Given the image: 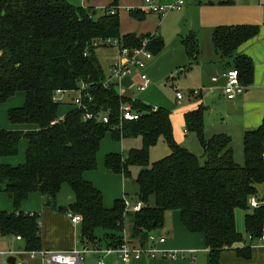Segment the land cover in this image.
<instances>
[{
    "label": "trees",
    "instance_id": "16d2710c",
    "mask_svg": "<svg viewBox=\"0 0 264 264\" xmlns=\"http://www.w3.org/2000/svg\"><path fill=\"white\" fill-rule=\"evenodd\" d=\"M116 3L114 0L113 7ZM111 7L97 15L92 7H78L67 0H0V103L23 92L24 104L9 108L8 120L37 127L0 128V158L17 155L20 140H27L23 163H0V190L13 206L11 212H0V236H20L26 250L41 248L39 213L21 210L31 193H40L48 201L47 207L81 216L82 246L95 243L101 247L104 240V248L115 249L123 244L126 233L130 246L147 247L148 235L163 227L165 214L177 210L186 231L203 235L207 264H220L221 252L229 249L250 259L251 243L235 247L244 242L236 228L235 210H244L245 232L251 239L259 238L264 230V205L253 208L249 200H264L259 198L264 187V118L258 127L244 132L242 164L233 156L229 136L205 138L201 107L184 114V125L197 135L204 150L202 161L180 146L173 137L168 110L120 94L118 83L107 80L94 54L98 41L105 38L133 48L148 37L152 55L164 46L156 33L121 35L119 16L109 13ZM128 13L137 20L149 14L140 7L129 8ZM257 33L258 26L242 24L221 25L211 34L214 49L229 60L228 68L237 70L245 87L252 82L253 61L238 49ZM197 44L190 35L183 39L189 61L197 57ZM81 85L90 96L83 98L85 107L74 106V95L67 102L55 100L56 91L75 92ZM61 103L71 105L63 116L59 115ZM124 105L138 118H122ZM86 112L93 117L83 119ZM107 133L114 142L141 140L139 147L107 152L103 159L107 170L133 179V202L142 203L137 211L125 209L123 198L105 207L101 191L83 176L96 169ZM159 138L169 154L151 162L150 151ZM134 167L138 172L133 178ZM63 184L71 190L68 207L54 203Z\"/></svg>",
    "mask_w": 264,
    "mask_h": 264
},
{
    "label": "crops",
    "instance_id": "0c3cea01",
    "mask_svg": "<svg viewBox=\"0 0 264 264\" xmlns=\"http://www.w3.org/2000/svg\"><path fill=\"white\" fill-rule=\"evenodd\" d=\"M67 1L78 7H92L98 15L101 14L105 8L113 6L112 3L114 0ZM175 1L176 0H153V2L160 5H169L174 3ZM259 1L261 0H185L182 7L174 11L180 17H186V15L192 13L198 14V16L203 19V21H198V24L196 23L195 25V29L197 32L199 31V34L197 35H203L204 37H211L212 31L216 27L221 25L233 26L246 24L258 26L257 35L243 43L238 49L239 53L249 56L253 61V77L250 86H244L243 92L237 94L232 100L226 98L224 94V84L226 80L225 73L229 66V60L223 58L214 49L211 41L213 48L211 53L207 55L206 59H203L202 56L200 58V60L203 59L204 61H206V63H202V61L199 62L198 58L200 55L199 53L197 54L198 58L196 57V60L198 61L199 65L197 69L192 70H196L199 76L198 79L194 81V83L198 86L191 88L187 94L189 98H193L195 102H199L201 103V105H204V99H208L209 101L213 100L225 112L232 113V115H228V117H230L222 134L227 135L231 138L232 150L233 144L236 145L237 150L238 145L241 146L242 154V140L244 132L246 130L258 127L262 123V120L264 118V9L260 7ZM262 2H264V0H262ZM116 5V12L119 16L120 10L128 12V9L132 7L143 8L144 0H117ZM166 15V13L163 14V18L161 19L158 17L159 21L162 22V24L166 22L169 17V15ZM151 20L152 19L148 21H145V19L136 22L129 21L128 24H125L123 26L121 25L120 34L122 35L130 32L137 35L147 32L156 33L153 24L150 23ZM192 27L193 24L191 26V29ZM162 40L164 42V39ZM111 47L117 50V59L119 50L115 46ZM152 60L153 55L149 60H147L145 66L142 69H133V72L131 74L122 77L120 79L119 85L117 86L118 92L130 98H136L137 91L139 93L145 92L148 88L144 91H139L137 87L132 88L131 78L137 77L140 81L139 72L142 71L146 73V69H148V67L151 65ZM111 64L112 62L109 64L108 70L105 75H109ZM194 89L198 90V93L192 95L191 91ZM133 90H136V92H133ZM176 91H181L182 93L183 91L181 89H178L177 87L175 88V100L176 103L181 106L185 94L183 93V97L179 102L176 98ZM66 93L67 92H64L62 93V95ZM145 95L147 99H149V101L154 103V108H157V106L160 107V105L162 104L160 97L156 99L155 97L151 96L150 93H146ZM62 101L67 102L65 101V99H62ZM228 102L231 103L229 107L230 110L227 106ZM66 107L67 108L65 109H62V107H60V116H63L71 108L68 105ZM188 107L190 108L187 111H191L201 106L194 107L192 104H190L188 105ZM0 128L11 130H28L36 129L37 127L29 124L8 125L6 120L4 119V116L0 115ZM184 132L188 133V131L185 129V125ZM107 135L111 139L110 134L107 133ZM107 135L105 136V138L107 137ZM129 140L130 139H124L114 142L111 139L112 144L105 147L104 149H102L101 145L97 154V169L87 171L83 175L86 180L91 181L95 185V187H97L101 191L103 195V204L107 208L113 205L115 199L124 197L128 198L129 195L126 191L125 186H119L117 183H114L113 185L111 184L112 187H110V189L108 187L107 189L109 191V196L106 194L105 187H107L106 184H108L109 181L117 182L118 177H120L122 181L126 179L123 177V175L115 174L105 168L103 162L104 154L107 152L123 153L131 147H139L130 146L127 143ZM26 147L27 140L21 139L19 142V155L17 154L18 156L15 155L1 157L0 163L9 164L12 166L23 163L25 159ZM132 195H136V189L133 190ZM69 199H72V195L69 196ZM47 205L48 201H46L45 197L40 193H31L28 200L23 202L21 205V210H23L24 212L39 213L41 228V248L52 251H65L74 248H80L82 246V243L79 240L80 224L71 222L70 219H67L64 213L51 209L47 207ZM1 211L11 212L13 211V206L11 200L7 197V195L0 190V212ZM180 226L181 227L175 226V231L178 235L175 233V237L173 239L167 238L173 236L174 232L172 228H168L167 230L163 231V234H159L157 232L155 234L152 233L157 237L164 238L163 242L157 243L159 252L155 257H150L144 254L140 258L131 259L129 262H124L116 251H112L109 253L96 252L86 255L84 258V264H98L99 259L103 261V264H196L197 257H195L194 254L197 252L198 247H201L207 254V247L205 246L203 235L201 233H189L182 226L181 222ZM176 236H178L179 239H176ZM249 238L250 240H252L250 236ZM196 240H200L201 243L191 245L196 242ZM246 243L247 241L244 239V242L241 243L240 247H242L243 245H247ZM101 244L103 245L101 247H104L106 243L104 240H101ZM256 248V250L252 251V256L248 260H244L239 256H234L233 254H230L228 252L223 254L221 252L220 264H264V247H261L259 245V240L256 244ZM24 249L25 246L22 238L17 239V236L15 235L0 236V251L16 252L13 255H0V264H2V259L4 257H6V260L8 257H14L15 263L19 258L20 264H39L38 258H30L26 254L20 253V251ZM174 250H176L178 254L176 258H169L168 256L163 257L164 251L168 252ZM203 264H207V258L206 263L204 262Z\"/></svg>",
    "mask_w": 264,
    "mask_h": 264
},
{
    "label": "rangeland",
    "instance_id": "374dc122",
    "mask_svg": "<svg viewBox=\"0 0 264 264\" xmlns=\"http://www.w3.org/2000/svg\"><path fill=\"white\" fill-rule=\"evenodd\" d=\"M259 5L264 9V2H262V0L259 1ZM174 11L175 10L172 9L166 12V14L169 15V17L167 21L164 22L163 24L162 22L159 21V18L161 19L163 18V16L160 17L159 15L154 13H149L146 16V18H144L145 21L152 19L150 23L153 24L156 33L162 39H164L165 46L164 48L161 49L162 51L160 53L153 54L152 63L148 67V69H146V74L150 81L149 87H147L148 89L146 88L147 90L143 93H139L137 91L136 98H131V100L133 101L137 99L140 102L153 106L154 103L149 101V99H147L145 94L150 93V95L155 97L156 99L160 97V100L162 101L160 108H164L165 110H168L170 114V119L173 126V137L175 141L180 146L188 149L190 152L194 153L198 157H201L200 159L202 161L204 150L200 141L197 138V135L193 132H188V133L184 132V114L190 108L188 107V105L192 104L194 107L201 106L203 111V131L206 139H209L215 135L222 134L223 130H225L226 128V124L230 117V116L228 117V115H232V113L225 112L213 100L209 101L208 99H204L205 103L204 105H201V103L195 102L193 98L188 97L187 95L188 91L191 88L198 86L194 83V81L198 79L199 76L196 70H192V69H197L199 64L196 59L194 61H189L184 51L183 39L186 38V36L188 35L196 39L198 43L197 44L198 53L200 55L199 58L198 57L197 58L199 62L202 61V63H206V61H204L203 59L207 58V55L211 53L213 48L210 40L211 37L209 36L204 37L203 35H197L199 34L198 33L199 31L198 32L196 31L195 25L196 23L198 24V21L200 20L203 21V19L200 16H198V14L192 13L186 15V17H180ZM119 16H120V27L121 25L123 26L125 24H128L129 21H135V22L142 21L131 17L127 11L120 10ZM192 24L193 27L191 29ZM116 53L117 50L108 45L97 44V46L95 47L94 54L96 55L104 74H106L109 64L116 59ZM201 56L203 58L202 60H200ZM131 81H132L131 82L132 88L140 84V81L137 77L131 78ZM119 82L120 81H118V85ZM176 87L178 89H181L185 94L181 106L178 105L175 100ZM133 92H136V90H133ZM72 95H74V92L69 91L66 94L61 95V100L65 99V101H70L72 100ZM24 100H25L24 93L19 91L16 92L10 98H8L5 102L0 103V115L4 116V119L6 120L8 125H11L7 117L8 109L22 106L24 104ZM61 102L63 103V101ZM62 103L60 107H62V109L67 108L66 106L68 104L64 105ZM68 106L71 107V105ZM127 143L130 146H140L141 140L140 138H135V139L131 138ZM110 144H112V142L109 136L107 135V137L104 138L102 141L101 144L102 149H104L107 146H110ZM233 150H234L233 156L236 158L239 164H242L243 154H242L241 146L238 145V150H237L236 145L233 144ZM167 154H169V148L164 142V140L162 138H159L156 144L151 148L150 161L151 162L156 161L166 156ZM137 172H138V168L134 167L132 169L133 178L136 176ZM117 179H118L117 182L109 181L108 184H106L107 185V187H105L106 194L109 196V191L107 190L108 187L110 189V187H112L111 184L113 185L114 183H117L119 186H125L130 201L135 200L134 199L135 197L132 195L133 190L136 189L135 186L132 185L131 183L133 179L131 180L126 179L124 181H122L120 177H118ZM70 195H71L70 187L67 184H63L59 193L55 198L54 203L57 206L68 207V204L70 202L69 199ZM261 197L262 199H264V187L260 191L259 198ZM65 216L67 217V219H69L66 214ZM235 223L237 230L242 234L243 238L247 241L246 244L248 245L250 242H252L251 249L252 251L256 250L257 249L256 244L258 243V239L254 238L250 240L249 235L245 232L243 209L240 208L236 209ZM175 226L181 227L180 218L178 212L176 210H172L165 214L164 227L157 228L153 230L152 233L155 234L157 232L159 234H163V231L167 230L168 228L170 229L172 228L174 234L173 236L167 238L173 239L175 237V233L177 234V232L175 231ZM100 231H101L100 229L96 230V232L101 236L102 234ZM40 232H41V228H40ZM124 235H126V233H124ZM176 239H179L178 236H176ZM198 243H201L200 240H196V242H194L191 245H195ZM241 243L239 245H235V247H240ZM227 252L233 254L234 256H237L234 250L231 249L223 251L222 254ZM194 255L195 257H197L196 264H203L204 262L206 263L207 254L206 252H204V250L201 247L197 248V252ZM16 263L20 264L19 258L17 259ZM2 264H9L7 263L6 257L2 259Z\"/></svg>",
    "mask_w": 264,
    "mask_h": 264
},
{
    "label": "built area",
    "instance_id": "2783aa9c",
    "mask_svg": "<svg viewBox=\"0 0 264 264\" xmlns=\"http://www.w3.org/2000/svg\"><path fill=\"white\" fill-rule=\"evenodd\" d=\"M185 0H176L174 3L169 5H160L153 0H144V7L148 10L149 13L154 14H165L168 10L180 9L184 4ZM116 7L112 6L109 10L110 14L116 13ZM99 44H104L108 46H115L119 50L118 58L115 59L110 66V73L108 75V81H114L118 83L120 79L124 76H127L133 72V69H142L147 60L152 57V53L148 50L149 38L145 37L141 44L138 47L128 48L122 47L121 44L116 39L105 38L98 41ZM225 84H224V94L227 99L232 100L237 94L243 92L244 85L239 80L238 72L235 68H228L225 73ZM140 84L137 85L139 91H144L150 84V81L147 77V74L144 72H139ZM84 85H81L79 89L74 92V106L76 108L85 107L83 104V98L90 96L87 92H84ZM62 93L64 91H56L55 100H60ZM198 93V90L194 89L191 91L192 95ZM183 97L181 91H176V98L180 102V99ZM93 117V114L86 112L83 115V119H90ZM122 118L126 120H133L138 118V114L132 112L128 105L122 107ZM103 122H107L108 118L106 116L102 117ZM250 206L253 208L264 205V200H258L256 197H251L249 200ZM123 204L125 209L137 211L141 208V201H130L128 198H123ZM71 222L77 224L81 222V216L78 214H73L71 212L66 214ZM17 239H20V236H17ZM259 245L264 247V230L262 231L260 237L258 238ZM148 241L150 244L147 247H132L126 242V235L123 238V244L115 249L99 247L95 243L83 245L80 248H74L71 250L65 251H52L48 249H37V250H21L20 253L26 254L30 258H38L39 264H84V258L90 253L102 252L109 253L116 251L120 258L124 262H129L131 259H137L143 256L144 254L155 257L159 249L157 243L163 242V237H157L153 234L148 235ZM15 251H0V255H13ZM164 257L176 258L178 256L177 251H168L163 252ZM98 264H103L101 259L98 260Z\"/></svg>",
    "mask_w": 264,
    "mask_h": 264
},
{
    "label": "water",
    "instance_id": "95a60500",
    "mask_svg": "<svg viewBox=\"0 0 264 264\" xmlns=\"http://www.w3.org/2000/svg\"><path fill=\"white\" fill-rule=\"evenodd\" d=\"M230 104H231V103H229V102L227 103L228 109H229V107H230ZM229 110H230V109H229ZM7 263H9V264H16V263H15V259H14V257H8V258H7Z\"/></svg>",
    "mask_w": 264,
    "mask_h": 264
}]
</instances>
